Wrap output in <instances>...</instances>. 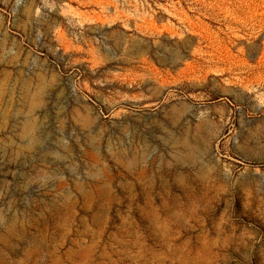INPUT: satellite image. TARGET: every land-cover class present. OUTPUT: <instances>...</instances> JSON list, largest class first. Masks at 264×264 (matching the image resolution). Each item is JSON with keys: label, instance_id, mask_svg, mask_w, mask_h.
I'll list each match as a JSON object with an SVG mask.
<instances>
[{"label": "rangeland", "instance_id": "obj_1", "mask_svg": "<svg viewBox=\"0 0 264 264\" xmlns=\"http://www.w3.org/2000/svg\"><path fill=\"white\" fill-rule=\"evenodd\" d=\"M0 264H264V0H0Z\"/></svg>", "mask_w": 264, "mask_h": 264}]
</instances>
